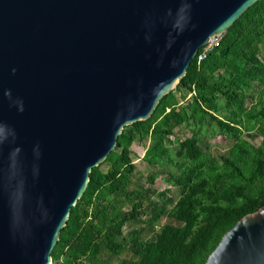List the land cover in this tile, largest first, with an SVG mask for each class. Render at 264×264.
Listing matches in <instances>:
<instances>
[{"label": "water", "instance_id": "obj_1", "mask_svg": "<svg viewBox=\"0 0 264 264\" xmlns=\"http://www.w3.org/2000/svg\"><path fill=\"white\" fill-rule=\"evenodd\" d=\"M258 1L0 0V264L53 263L123 129ZM203 264H264V207Z\"/></svg>", "mask_w": 264, "mask_h": 264}, {"label": "trees", "instance_id": "obj_2", "mask_svg": "<svg viewBox=\"0 0 264 264\" xmlns=\"http://www.w3.org/2000/svg\"><path fill=\"white\" fill-rule=\"evenodd\" d=\"M202 51L151 118L125 127L114 151L91 171L53 264H114L124 254L118 264H203L238 220L264 207V0L199 62ZM182 127L193 130L190 137L176 132ZM208 129L231 141L226 153L209 147ZM257 137L259 145L252 143ZM146 143L148 187L131 188V147ZM160 173L176 196L152 188Z\"/></svg>", "mask_w": 264, "mask_h": 264}, {"label": "rangeland", "instance_id": "obj_3", "mask_svg": "<svg viewBox=\"0 0 264 264\" xmlns=\"http://www.w3.org/2000/svg\"><path fill=\"white\" fill-rule=\"evenodd\" d=\"M218 41H219V38L213 39L210 45L213 47L214 45L218 43ZM176 95L178 96V93H176ZM187 99L188 97L185 100L181 101L182 104L185 103ZM223 109L224 107L221 106L220 112L225 113ZM178 130L180 131V133L177 132ZM212 131L214 130L212 129L207 130L206 141L208 142L209 147L212 148L215 154L226 153L231 145V141L229 139H226L222 133L218 132V130L217 132L214 131L213 132L214 135L211 137ZM176 132L181 134L182 138H185V137H190V135L193 133V130H191L190 128L182 127V128H178ZM261 142H262V139L260 137L252 139V143H255L256 145H259ZM147 146H148V143H146L145 146L133 144L131 147L132 159L136 167V172L132 177L133 186L131 188H134L140 185H144L148 187V184L146 181L147 176H148L147 173L148 171L151 172L152 170H149L145 162L143 161L144 151L147 148ZM171 154H172V158L175 159L176 156L173 150H171ZM165 169L167 171L177 172L175 167H173L172 165H169ZM166 176H167L166 174L160 173L159 176L155 179L152 188L158 192L169 189L173 193V195L176 196L177 190L176 188H174L173 186H171L170 184L166 182ZM164 221H165L164 219H160L159 225L157 227H159ZM124 230H126V228ZM127 258H128V254H124L120 257L114 258L113 263L118 264L120 260L122 261L123 259H127Z\"/></svg>", "mask_w": 264, "mask_h": 264}, {"label": "built area", "instance_id": "obj_4", "mask_svg": "<svg viewBox=\"0 0 264 264\" xmlns=\"http://www.w3.org/2000/svg\"><path fill=\"white\" fill-rule=\"evenodd\" d=\"M211 42H212V41H210V42H209V43L203 48V51L201 52V54L198 55V61H199V62L202 61V60L206 57L207 53L213 48V47L210 45Z\"/></svg>", "mask_w": 264, "mask_h": 264}, {"label": "bare ground", "instance_id": "obj_5", "mask_svg": "<svg viewBox=\"0 0 264 264\" xmlns=\"http://www.w3.org/2000/svg\"><path fill=\"white\" fill-rule=\"evenodd\" d=\"M213 39H211L210 41H212Z\"/></svg>", "mask_w": 264, "mask_h": 264}, {"label": "clouds", "instance_id": "obj_6", "mask_svg": "<svg viewBox=\"0 0 264 264\" xmlns=\"http://www.w3.org/2000/svg\"><path fill=\"white\" fill-rule=\"evenodd\" d=\"M13 71H15V70H13Z\"/></svg>", "mask_w": 264, "mask_h": 264}]
</instances>
